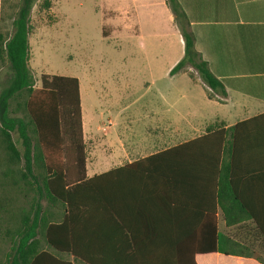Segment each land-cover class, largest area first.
Listing matches in <instances>:
<instances>
[{
	"label": "crops",
	"instance_id": "crops-1",
	"mask_svg": "<svg viewBox=\"0 0 264 264\" xmlns=\"http://www.w3.org/2000/svg\"><path fill=\"white\" fill-rule=\"evenodd\" d=\"M178 1L195 35V49L208 63L212 75L226 88L228 96L225 99L210 100L209 89L191 69L170 76L171 70L184 57V41L166 0H100L103 25L111 29L115 36L123 30V36L130 44L138 40L141 52L146 58L157 61L165 59L166 71L170 78L178 82L177 87L161 92V100L156 103L155 112L152 110L139 116V119L150 120L149 123L155 126L152 133L136 137L131 128L132 113L124 118L120 114L118 121L109 119L107 128L105 123L104 128L101 127L100 119L89 121L96 132L92 134H99L102 139L104 137L108 147L104 153L102 151L98 153L97 150L91 163L87 152L85 172L87 178L125 169L115 178V201L116 205L119 203L120 209L121 199L123 202L125 200V207L121 208L125 212L123 218L134 231L131 234L129 231L118 230V223L114 222L113 229L109 230L107 235L109 264H159L173 254L179 256L180 260L177 261L185 264L191 262L192 255L196 264H262L253 258L199 252L210 245L205 230L193 233L192 236L187 235L190 238L182 244L181 240L185 239L186 235L173 232L172 240L178 247L172 248V251L166 249V238H171V233L163 229V223L166 221L165 210L168 208L173 210L172 219L174 223L177 221L178 225L182 221L202 220L197 213V207L201 204L205 209L213 207V185L208 180L202 188L201 195L198 186L186 184L185 176L182 175L193 172L194 168H190L191 162L175 159L172 163L173 168H178L179 172L174 177L178 183V190L174 205L168 207L161 200H157L163 196L162 191H159V184L162 183L159 174L164 169V163L162 160L148 163L147 160L208 133L230 129L264 115V0ZM14 19L10 15L6 19L12 27ZM29 41L31 47V38ZM192 74L195 79L191 77ZM79 82L84 139L87 146L84 91L80 80ZM96 96L102 101L101 92H96ZM128 125L130 128L126 129ZM102 129L104 135L97 132ZM251 129L253 130L251 147L245 143L237 150L234 162L237 178L240 174H247V178L251 179V183L245 186L250 188L259 218L264 220V119L252 127L241 129V134H246ZM1 145L2 139H0V264L7 261L10 251L14 254L17 252L15 242L22 228V207L33 201L30 197L25 199L21 194L18 176L20 168L5 163ZM150 146L152 148H149ZM175 155L182 156L183 153L175 152L173 156ZM5 173H11L12 177H5ZM242 179L240 178L239 182ZM153 184L156 185L154 196L157 201L154 205H147L148 202L144 200H149L152 196L150 189ZM43 204L46 205L45 202ZM148 217L155 221V232L149 230L145 219ZM216 219L219 231L225 235H230V230L236 228L225 227L220 209L217 210ZM63 221L61 210L58 223L63 226ZM48 223L41 230L43 236L38 238L42 240L45 251L64 259V253L56 252L46 243L44 235L49 225L56 222ZM255 227L253 222H247L239 238L248 244L251 243L254 253L263 254V239ZM8 240H12L11 246ZM65 258L74 262L72 256L65 255ZM171 263L177 264L174 259Z\"/></svg>",
	"mask_w": 264,
	"mask_h": 264
},
{
	"label": "trees",
	"instance_id": "trees-1",
	"mask_svg": "<svg viewBox=\"0 0 264 264\" xmlns=\"http://www.w3.org/2000/svg\"><path fill=\"white\" fill-rule=\"evenodd\" d=\"M166 2L184 41V57L171 70L170 76L191 69L209 89L210 100L227 98L224 84L212 75L208 63L195 49V35L179 1ZM38 4L44 11L51 8L49 0H19L12 35L6 38L0 34V63L7 65L9 70L7 87L0 93L1 146L5 163L20 168L21 194L25 199L30 197L33 200L22 207V228L15 242L17 252L8 253L5 264H109L107 235L113 229L114 222L118 223V230L134 232L123 218L125 212L121 208L125 207V200L123 202L121 199L120 209L115 201V178L125 169L87 178V146L78 78L43 75L41 87L35 89V79L29 65V38L32 33V12ZM191 77L195 79L194 74ZM262 119L264 115L230 129L208 133L147 160L148 163L155 160L164 163V169L159 174L163 183L159 184V191L163 196L161 199L154 196L156 185L153 184L150 189L152 196L144 200L148 202L147 205H154L157 200L168 207L174 205L178 190L174 177L179 174L178 168H173L172 161L175 159L191 162L193 172L182 175L186 184L198 186L201 195L208 180L213 185V207L205 209L203 204L197 207L202 220L182 221L178 225L172 219L173 210H165L163 229L171 233V238H166V249L172 251V248L178 247L172 240L173 232L186 235L181 240L182 244L193 233L205 230L210 245L199 252L253 258L264 264V261L256 258L251 244L246 245L242 238L221 233L216 219L217 210L220 209L225 227L238 226L242 229L247 222H253L264 247V220L259 218L250 188L245 186L251 183V179L247 178V174H240L237 178L234 162L237 150L245 143L250 147L252 145L253 130L241 134V129L252 127ZM67 151L73 153L71 169L66 160ZM175 152L183 155L175 157ZM4 175L12 177L11 173ZM240 178L243 179L239 182ZM61 210L63 226L58 223ZM145 219L149 230L155 232L154 219ZM49 220L56 223L49 225L44 235L46 243L56 252L64 253V259L45 251L42 240L38 238L43 236L41 230ZM65 255L72 256L74 262ZM178 257L170 255L159 264H172V259L177 264H185L177 261L180 260ZM189 264H196L194 255Z\"/></svg>",
	"mask_w": 264,
	"mask_h": 264
},
{
	"label": "rangeland",
	"instance_id": "rangeland-1",
	"mask_svg": "<svg viewBox=\"0 0 264 264\" xmlns=\"http://www.w3.org/2000/svg\"><path fill=\"white\" fill-rule=\"evenodd\" d=\"M49 1L50 10H42L38 4L32 12L29 65L35 89L41 87L43 75L72 77L81 81L90 163L97 150L104 153L108 147L104 137L92 134L91 120L100 119L103 127L104 123L108 125L109 119L118 121L120 114L124 118L132 113L134 135L142 137V134L152 133L155 126L149 123L150 120L139 119V116L152 110L155 112L161 92L178 86L166 71L167 61L146 58L138 40L130 44L123 36V30L115 36L111 29L105 27L100 0ZM18 3L19 0L0 1V34L6 38L13 33V27L6 19L9 15L16 17ZM8 75L7 65L0 63V93L7 87ZM96 92H101L102 101L98 100ZM19 116L23 117L22 114ZM128 126L126 129L130 128ZM97 132L105 134L103 129ZM14 137L17 140L16 134ZM66 155L71 169L73 153L67 151ZM242 229L230 230L229 236L241 239ZM9 244L12 245V240ZM255 256L264 261V253H255Z\"/></svg>",
	"mask_w": 264,
	"mask_h": 264
}]
</instances>
